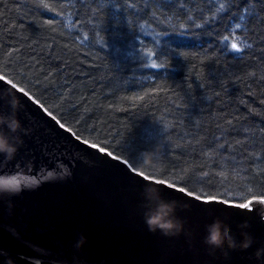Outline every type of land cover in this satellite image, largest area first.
<instances>
[{"label":"trees","instance_id":"16d2710c","mask_svg":"<svg viewBox=\"0 0 264 264\" xmlns=\"http://www.w3.org/2000/svg\"><path fill=\"white\" fill-rule=\"evenodd\" d=\"M262 56L264 5L250 0H0V75L79 139L194 196L264 193ZM229 121L242 134L209 147Z\"/></svg>","mask_w":264,"mask_h":264},{"label":"water","instance_id":"95a60500","mask_svg":"<svg viewBox=\"0 0 264 264\" xmlns=\"http://www.w3.org/2000/svg\"><path fill=\"white\" fill-rule=\"evenodd\" d=\"M18 89L0 80V138L14 149L0 153V176L37 182L0 192V264H264L258 199L248 211L152 183ZM157 216L175 227L150 226ZM214 224L221 247L205 241Z\"/></svg>","mask_w":264,"mask_h":264},{"label":"snow or ice","instance_id":"6c2138e0","mask_svg":"<svg viewBox=\"0 0 264 264\" xmlns=\"http://www.w3.org/2000/svg\"><path fill=\"white\" fill-rule=\"evenodd\" d=\"M94 2H96V0H94ZM108 2L111 5V0H108ZM117 2L119 3V0H117ZM177 2H182V0H177ZM250 3L251 4H257L258 3V4H261V5H264V0H250ZM116 10L119 11V8L117 7ZM249 15L251 17L257 19V20L260 19V14H259L258 11L254 10V11L250 12ZM243 20H244V17L241 16V21H243ZM50 23H51V21H50ZM241 27H242L241 23H236V25H235L236 29H240ZM247 39H248L247 37H242V38L241 37H237L230 45L231 50L236 52V53H241V52H243L246 49H251L252 48V44L247 43ZM261 59H264V56H262ZM160 66L161 65H158L155 61H153L151 63V67L152 68H157V67H160ZM4 79H5V76L4 75H0V80H4ZM7 83L10 84L14 88L17 87V85L15 83H13L12 79H8ZM260 83L264 84V80H261ZM18 90L20 92H24L25 91L23 87L19 88ZM217 98H219V97H217ZM227 127L229 129H232V130L225 132L224 128L222 126H220L219 122H218V126H217L216 131L223 133V135L219 136L218 138L214 136L212 144H210L209 147H212L213 145L220 143V141L224 140L226 136H229V135H237V136H239V135L242 134L239 129L235 128V125H233L231 121L228 122ZM69 131H71V129H69ZM245 135L247 136V139L253 141L252 147H255L256 146L255 142L257 140V135L256 134H251V135L245 134ZM77 139H79V137H77ZM259 139L264 141V136H260ZM85 143H87V141H85ZM248 146H249L248 144H244L243 147H241L239 144L237 145L239 151L245 156L248 155V153L244 152V147H248ZM92 147L96 148L97 145L94 143V144H92ZM100 151L103 152V151H105V149L102 147V148H100ZM218 151H220L222 154L224 152H228L227 145L221 144V146L218 149ZM109 155H111V153H109ZM228 155L234 157V159L230 160V161L229 160H225V163H230V164H232L233 167H236L237 166V161L240 160V157L236 155V152H229ZM137 174L139 176H141V177H144L145 179H151V177H148L144 173H139L138 172ZM156 182H157L156 180H152V183H156ZM170 185L174 186L173 187L174 190H178V191L182 190L183 193L186 192V187L177 188V182H175V181H172V182L166 181L163 186L168 188ZM193 191L194 190H188L186 194L187 195H189V194L192 195ZM195 198L196 199L197 198L198 199H202L203 202H205V203L215 202L213 198H209V196H205L203 193H201L200 195L196 196ZM257 199H258L259 203L264 204V193H262L259 197L253 196L251 199H247L245 202H233V203L230 204V206L231 207H236V208H239V209H242V210L252 211V205H253L254 201H256ZM220 202H226V201H220ZM245 204L247 205V207L246 208H242L241 205H245Z\"/></svg>","mask_w":264,"mask_h":264},{"label":"clouds","instance_id":"9594fccd","mask_svg":"<svg viewBox=\"0 0 264 264\" xmlns=\"http://www.w3.org/2000/svg\"><path fill=\"white\" fill-rule=\"evenodd\" d=\"M14 149L9 147L6 141L0 138V153H4L6 156L11 158ZM146 161L150 162V157H146ZM36 180L30 179L29 175L24 172H18L15 174H11L8 176H0V192H19L23 187H30L36 184ZM150 226L158 227L161 229H171L174 228L175 225L170 221H163L162 217L157 216L151 218L149 221ZM224 236L221 234L219 228L214 224L209 228V234L205 238L206 243L210 246L221 247L223 244ZM251 246V241L248 240L246 243L242 245V247L247 248ZM262 254H264V249H258L256 256L259 258ZM9 264L11 262L9 261Z\"/></svg>","mask_w":264,"mask_h":264},{"label":"rangeland","instance_id":"374dc122","mask_svg":"<svg viewBox=\"0 0 264 264\" xmlns=\"http://www.w3.org/2000/svg\"><path fill=\"white\" fill-rule=\"evenodd\" d=\"M237 30H238V29H236L235 27H234L233 30H232V37H233L232 42L238 37V34L236 33Z\"/></svg>","mask_w":264,"mask_h":264}]
</instances>
